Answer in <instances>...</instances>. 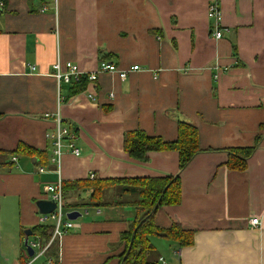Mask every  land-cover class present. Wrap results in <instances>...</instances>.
<instances>
[{
	"label": "crops",
	"instance_id": "crops-1",
	"mask_svg": "<svg viewBox=\"0 0 264 264\" xmlns=\"http://www.w3.org/2000/svg\"><path fill=\"white\" fill-rule=\"evenodd\" d=\"M3 1L0 150L22 144L42 155L19 153L0 167V264L30 260L24 232L42 225L36 203L50 199V184L91 180L92 174H180L182 201L161 207L155 224H179L195 231V240L181 247L152 236L164 264H264V136L246 170L227 166L228 149L252 147L264 133V0H220L219 40L208 17L214 0H50L45 12L38 0ZM102 60L119 70L140 69L125 81L117 73H101L78 94L53 76L58 63L63 71L73 63L90 73ZM58 112L81 150L79 157L64 155L59 172L47 138L55 132ZM180 121L197 127L202 150L183 172L175 151L151 152L147 162L125 152L127 132L142 130L174 142ZM113 195L109 190L106 200ZM88 197L89 192H73L66 203ZM72 209L88 214L57 242L58 263L119 264L121 235L135 209ZM253 218L259 226L251 225Z\"/></svg>",
	"mask_w": 264,
	"mask_h": 264
},
{
	"label": "trees",
	"instance_id": "trees-1",
	"mask_svg": "<svg viewBox=\"0 0 264 264\" xmlns=\"http://www.w3.org/2000/svg\"><path fill=\"white\" fill-rule=\"evenodd\" d=\"M87 78L70 85L71 94L81 93L87 86ZM264 131V125L261 127ZM263 134L258 135L256 144L252 147L228 149L229 160L227 166L234 171H244L247 161L256 152ZM124 150L128 156L139 162H147L151 152L175 151L179 154V170L183 172L192 160L202 152L199 144L197 127L189 122L178 123L177 139L166 142L160 137H150L142 130L130 131L125 134ZM41 156L40 152L30 149L26 145H19L15 151L0 150V167L10 165L5 160L18 154ZM65 201L73 192H89L86 201L67 204L72 208H103L109 206H132L135 209V218L129 230L121 235L124 250L119 255V264H161L155 247L151 242L152 236H159L176 241L181 247H192L195 240V231L185 230L179 224L169 229H160L155 224L157 211L164 206H178L182 201V183L180 174L176 176L154 178H114L66 181L63 182ZM114 191L112 201L106 200V193ZM33 230V236L48 242L53 236L54 225L42 224ZM48 255L57 261V242H54ZM28 258V256H27ZM29 259V258H28ZM27 259V260H28ZM27 264V261H22Z\"/></svg>",
	"mask_w": 264,
	"mask_h": 264
},
{
	"label": "built area",
	"instance_id": "built-area-1",
	"mask_svg": "<svg viewBox=\"0 0 264 264\" xmlns=\"http://www.w3.org/2000/svg\"><path fill=\"white\" fill-rule=\"evenodd\" d=\"M44 3L42 7V11L45 12L48 10V4L46 2L50 0H38ZM55 2L57 0H51ZM4 7V1L0 0V11ZM208 17L210 20L213 21L215 26L214 31V38L219 40L222 38L223 34L220 29L221 22H222V10L220 0H214L210 3L208 7ZM139 66H133L129 70H119L114 63H111L106 60L100 61L98 65V69L94 72L90 73H83L80 71L79 67L73 63H67L66 70L63 71L61 65L58 63L54 66L55 73L53 74L54 78L57 79L59 83L63 82L69 85H73L76 83L81 82L83 78H87L88 84L94 85L98 80V76L101 73H117L119 78L122 81H125L128 77L129 72L139 70ZM32 71L36 70V67H31ZM94 97V95L90 94V98ZM54 120L56 122V129L53 134L47 135V138L53 140V155H52V162L56 164L57 171H60V164L61 159L66 154H72L76 157L81 155V150L75 144L76 135L74 132L71 131L70 128L66 127L63 123V120L60 117L59 112L56 115H53ZM39 173H44L45 169L40 168L38 170ZM91 180L95 178L92 174L89 177ZM48 192L50 195V199L55 202L56 208L53 213L49 215H42L41 222L42 224H46L52 222L54 225V232L53 236L48 242H44L43 240L35 237L36 240L29 241L32 249L34 250L33 257H29V261L27 264H35L40 258L44 255H48V251L51 245L54 242H60L64 235H66L70 230L78 227L77 220H69L67 214L72 211H78L75 209H67L66 208V201L64 198V189H63V181L59 179L57 183L50 184L48 186ZM81 215H87L88 209H84L83 211H79ZM51 223V224H52ZM250 223L253 227H257L260 225V220L258 218H253L250 220ZM48 264H53L52 259H50ZM160 263L164 264V260L160 259Z\"/></svg>",
	"mask_w": 264,
	"mask_h": 264
},
{
	"label": "water",
	"instance_id": "water-1",
	"mask_svg": "<svg viewBox=\"0 0 264 264\" xmlns=\"http://www.w3.org/2000/svg\"><path fill=\"white\" fill-rule=\"evenodd\" d=\"M38 209H39V213L41 215H49L51 213L54 212L55 208H56V204L54 201L52 200H39L36 203ZM81 213L79 211H72L70 213L67 214V217L69 220H77L81 217ZM25 234V242L24 245L26 247L28 256L31 258L34 255V250L32 249L31 245L29 244V239L30 237L33 236V231L31 229H28L24 232Z\"/></svg>",
	"mask_w": 264,
	"mask_h": 264
},
{
	"label": "rangeland",
	"instance_id": "rangeland-1",
	"mask_svg": "<svg viewBox=\"0 0 264 264\" xmlns=\"http://www.w3.org/2000/svg\"><path fill=\"white\" fill-rule=\"evenodd\" d=\"M81 219V218H80ZM79 219V220H80ZM85 218H83V220H84ZM50 224L52 223V222H49ZM53 224V223H52ZM24 243V242H23ZM23 248L25 249V245L23 244ZM17 254V253H16ZM1 255V254H0ZM44 260H47V254L46 255H44L42 258H40L37 262H35V264H42L43 263V261Z\"/></svg>",
	"mask_w": 264,
	"mask_h": 264
}]
</instances>
